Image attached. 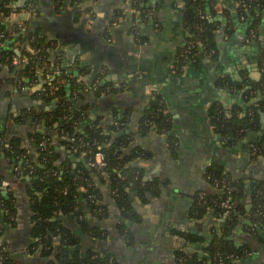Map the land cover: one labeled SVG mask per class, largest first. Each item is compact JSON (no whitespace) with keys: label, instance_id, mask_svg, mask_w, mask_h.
Masks as SVG:
<instances>
[{"label":"crops","instance_id":"1","mask_svg":"<svg viewBox=\"0 0 264 264\" xmlns=\"http://www.w3.org/2000/svg\"><path fill=\"white\" fill-rule=\"evenodd\" d=\"M20 1L17 0V3ZM150 1L159 8L157 23L142 20L141 13L131 6L130 0H86L81 3L73 0H26L21 6L33 4L36 15L29 16L26 11L16 12L4 20L0 14V21L3 19L5 24L25 20L30 30H38L43 37L53 41L54 46L48 50L50 59L53 62L60 59L63 68L68 67V51L77 44L70 34L78 30L86 18L87 50L78 57L79 61H83L81 66H88L92 74L102 75L103 80H107L106 84H124L126 87L120 94L104 92L94 100L91 98L95 105L91 108V119L102 115L109 120L113 110H118L119 114L129 110L131 128L135 132L150 98L156 93L166 97L174 122V133L179 141L173 149L166 137L136 135V142L142 143L141 146L150 153L141 159L143 179L153 182L154 186L144 196H141L135 184L126 188L138 214L137 221L126 222L132 224V245L126 244L121 237L119 223L122 218L113 200L105 197L110 211L105 226L109 230L105 242L109 244V250L115 253L118 264H169L171 261L182 264L178 254L184 252L182 246L186 239L181 233L188 232L206 240L212 238L223 218L211 209L198 215L194 208L196 197L208 187L206 172L211 165H222L244 179L246 205L248 197L252 204L251 191L264 180V156L251 161L240 145L226 146L210 117L213 105H221L228 115L233 112L239 114L237 107L244 106L241 93L229 86H219V78L249 79L253 82L261 79L264 71V11L256 40L246 44L243 43L244 34L240 28L232 37L226 36L222 29L216 58L206 57L198 65L188 61L178 70V53L186 38L183 0ZM230 1V9L235 10L233 1ZM223 5L222 2L216 5L219 15H222ZM55 34L58 38H52ZM62 39L68 44L66 49L60 50ZM106 43L109 47L104 49ZM24 46L25 43L16 38L1 39L0 59L10 52L21 56ZM77 65L78 61L74 68ZM20 69L21 66L13 71L4 62L0 65V132L7 145L12 140H18L21 147L35 155L33 135L43 132L46 121L39 122L24 114L31 109L40 111L45 105L36 94L47 79L43 71H39L37 79L30 86H23L19 79ZM53 77L49 75V78ZM84 79L91 81L90 75H85ZM114 95L117 99L113 98ZM51 105H46V109ZM259 132L252 131L250 134ZM55 143L57 150H64L57 140ZM232 148H236V152H232ZM18 158L0 150L3 192L12 197L16 207L13 223L7 224L0 234V245L12 250L10 254L14 264L42 263L37 261V253L30 252L29 248L33 241L29 195L32 179L28 178L30 175L17 172ZM232 239L236 246L250 243L243 223L235 229ZM56 242L59 243L60 239ZM194 243L196 249L204 252V248L201 249L203 243ZM78 245L85 248V253L92 248L87 247L83 240H79ZM253 246V252L240 259L238 264H264V242L253 243ZM79 252L84 253L82 249ZM53 258H45L43 262Z\"/></svg>","mask_w":264,"mask_h":264},{"label":"trees","instance_id":"2","mask_svg":"<svg viewBox=\"0 0 264 264\" xmlns=\"http://www.w3.org/2000/svg\"><path fill=\"white\" fill-rule=\"evenodd\" d=\"M73 1L81 3L86 0ZM229 1L183 0L186 38L179 49L176 62L178 70L188 61L198 65L206 57L216 58L222 29L226 36L232 37L240 28L244 34L243 43L246 44L258 38L264 0H231L235 10L230 9ZM130 2L141 13L142 20L158 22V5L150 0ZM221 2L224 4L223 12L219 15L216 5ZM27 6H18L17 0H0V14L5 20L13 13L26 11ZM2 20L0 33H4L3 37L16 38L24 42L25 46L21 56L10 52L0 59V65L4 62L11 70L16 71L13 58L24 59L19 70V79L23 86H30L37 79L39 71H43L47 79L36 94L45 105L40 111L31 109L24 114L39 122L46 121L43 132L33 135L36 154L21 147L18 140H12L8 145L5 142L0 146V150L19 157L16 161L17 172L32 177L29 195L33 241L29 246L30 252L37 253L38 258L54 257L53 260L37 264H111V260L113 264H118L115 253L110 250L102 252L100 249L91 248L85 254L79 252L76 247L79 246L80 238L67 221L76 219L84 233L105 240L109 233L105 227L106 220L110 217L105 197H110L122 218L119 223L121 237L126 244H133L132 224L126 222L137 221L138 214L133 198L126 188L135 184L141 196H144L154 186L153 182H145L143 179L141 159L148 157L150 153L141 146L142 143L136 142V135L166 137L168 145L173 149L179 141L174 133V122L166 97L162 93H156L150 98L135 132L131 128L129 110L123 114L113 110L109 120H105L102 115L91 119V108L95 107L91 98L94 100L104 92L120 94L126 89L125 85L115 86L108 83L102 86L103 76L99 73L92 74V70L86 65L78 67V74L74 67L63 68L60 59L54 62L50 59L48 50L54 46L53 41L43 37L38 30H30L29 23L25 20L6 24ZM136 36L140 38L139 35ZM57 68L61 70L60 73H55ZM49 75L54 77L49 78ZM85 75H90L91 81H85ZM94 82H97L96 87H92ZM217 84L232 87L237 93H241L244 106L237 107L239 114L233 112L228 115L221 105H213L210 117L216 132L223 137L226 146L240 145L251 161L264 156V130H261V118L264 114V71L257 82L222 77ZM51 104L53 107L46 109V105ZM252 131L259 134L251 135ZM249 134L252 138H248ZM55 140L64 146L65 151L56 149ZM98 152L105 156V167L96 168L89 164ZM20 159H23L22 163H19ZM75 162L77 165L74 168ZM206 179L208 187L204 190L205 197H196L195 211L202 215L211 209L223 221L208 240L188 232L181 233L187 242L203 243L204 252L203 255L197 251L180 252L178 259H182V264H238L240 259H245L253 252V243L264 242V180L251 191L252 207L248 209L242 177L222 165L213 164L206 172ZM214 179L228 181L233 186L231 193L224 188H215L212 181ZM3 185L4 181L0 179V234L4 232L7 224L13 223L16 215L15 203L12 197L4 194ZM228 195L232 199L233 207L230 215L224 218L219 203ZM242 223L249 234L250 243L236 246L232 235ZM58 238L59 243L56 242ZM0 254L4 256L1 264H14L5 245H0Z\"/></svg>","mask_w":264,"mask_h":264},{"label":"water","instance_id":"3","mask_svg":"<svg viewBox=\"0 0 264 264\" xmlns=\"http://www.w3.org/2000/svg\"><path fill=\"white\" fill-rule=\"evenodd\" d=\"M26 2V0H22V1H20V2H18L17 3V5L18 6H21L22 4H24ZM83 24L81 25V27L80 28H78V30H75V32H73L72 34H70V35H72L71 37H72V39L75 41V42H77V44L76 45H74V46H72V48L68 51L69 53H68V56H69V58L67 59L66 58V65L68 66V67H74L75 66V63L78 61V63H79V66L77 65L75 68H76V73L78 74V72H79V69H78V67H80V65H82V63H83V61H79L78 60V57H80L81 55H82V53H85L86 52V50H87V47H86V42H85V37L87 36L86 35V33H85V26H86V24H87V20H86V18L83 20V22H82ZM81 30V31H80ZM59 36V35H58ZM101 37V36H100ZM100 37H99V39H100ZM52 38H58L57 36H56V34H55V36H53ZM49 39V38H48ZM101 39H103L102 37H101ZM68 44V42L67 41H65L64 39H62L61 41H60V50L61 49H66L67 48V45ZM105 45V46H104ZM103 46H104V49H106V48H108L109 47V44L108 43H106V44H104ZM106 83H107V80H103V82L101 83V85L102 86H104V85H106ZM117 96L116 95H114L113 96V98L114 99H117L116 98ZM119 103H122V102H119ZM51 108L53 107V105H51L50 106ZM262 128H263V130H264V114H262ZM222 137L220 136V139H221ZM248 138H252V136L249 134V136H248ZM247 138V139H248ZM247 139L245 140V141H247ZM225 144V143H224ZM232 152H236V148H232ZM144 164H146V163H144ZM146 166V165H145ZM29 179L31 178L32 179V177H28ZM148 178H145V180H147ZM136 188V187H135ZM249 198V200H247V208L248 209H251V207H252V204H251V200H250V197H248ZM136 199L138 200L139 198L138 197H136ZM135 206H136V208H138V205L137 204H135ZM141 210V209H140ZM128 221V220H127ZM129 223H130V221H129ZM67 224L73 229V232L80 238V240H83V241H85V245H87V247H92V248H97V249H100L102 252H108V250H109V244H107V242H105V240H99V239H96V238H94L93 236H91V235H88V234H86V233H84L83 231H82V229H81V227H80V225L77 223V221H76V219H73V220H69V221H67ZM193 232V231H192ZM238 245H240V243H238ZM184 246L186 247V248H184ZM78 250L79 249H82L83 250V252L85 253V248L83 247V246H81V245H79V246H77L76 247ZM202 248H204V246H202L201 247V249ZM182 249H183V251L184 252H189V253H193V252H199V254L200 255H203V252H201V250L200 249H196V243H194V242H192V243H190V242H187V241H184V245L182 246ZM9 251V253H12V250L11 249H9L8 250ZM249 260H250V258H249ZM37 261L38 262H43L44 261V259L43 258H38L37 259ZM251 261V260H250ZM169 264H175L173 261H171Z\"/></svg>","mask_w":264,"mask_h":264},{"label":"built area","instance_id":"4","mask_svg":"<svg viewBox=\"0 0 264 264\" xmlns=\"http://www.w3.org/2000/svg\"><path fill=\"white\" fill-rule=\"evenodd\" d=\"M26 13L29 16H34L36 15L37 11L36 8L33 4H30L26 10ZM10 16L7 17V19H9ZM0 36H4V33H0ZM24 61V59L20 58V57H14L13 58V64L16 65L17 67L22 65V62ZM61 70L59 68L56 69L55 73H60ZM97 86V82H94L92 84V87H96ZM45 142H43L42 144L44 145ZM5 144V138L3 136V134L0 132V146H3ZM89 164L93 167L96 168H102L105 167L107 165V162L105 160V156L102 152H98L95 156V158H93V160L89 161ZM213 181V185L215 188H224L227 190V192L230 194L231 191L233 190V186L230 185V183L226 180L220 181L218 179H214ZM206 192L202 191L199 195L200 197H205ZM220 207L223 209V217L226 218L230 215L231 209L233 207L232 204V199L230 197V195H228L227 198L223 199L220 203ZM236 258H238L236 256ZM239 259V258H238ZM4 261V256L2 254H0V264L3 263ZM111 264H113V260L110 261Z\"/></svg>","mask_w":264,"mask_h":264}]
</instances>
